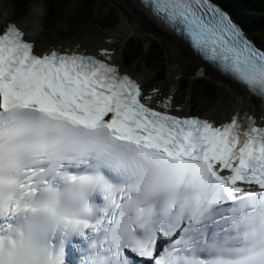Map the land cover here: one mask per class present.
Masks as SVG:
<instances>
[{
    "label": "snow or ice",
    "instance_id": "1",
    "mask_svg": "<svg viewBox=\"0 0 264 264\" xmlns=\"http://www.w3.org/2000/svg\"><path fill=\"white\" fill-rule=\"evenodd\" d=\"M260 114H185L114 60L0 31V264H264V47L217 0H139ZM109 42H112L109 39Z\"/></svg>",
    "mask_w": 264,
    "mask_h": 264
},
{
    "label": "bare ground",
    "instance_id": "2",
    "mask_svg": "<svg viewBox=\"0 0 264 264\" xmlns=\"http://www.w3.org/2000/svg\"><path fill=\"white\" fill-rule=\"evenodd\" d=\"M117 3L120 8V13L122 16L121 22L118 25V29L115 28L113 31L109 33H97V35L84 36L78 40L73 39L72 41H68L64 39L60 42H50L49 44L55 43L57 46L68 47L69 50L73 49L77 44L81 46V49H87L88 51H95L98 47H106L111 48L108 42H106L107 37L111 38H119L122 40V31H127L128 33H142L144 36H148L149 34L154 35L161 39L165 49L167 56V75L161 81L158 87L162 88V90H168L172 86L173 83H177V76L179 75V80L182 81L185 75L190 76L192 79L198 77H208L210 80H214L217 83H221L225 86H228L234 95V104L231 107L221 110L219 113L212 112L211 117H215L217 121L229 117L230 114L237 108L240 110H248L255 111L257 110V106L255 102H250L247 99H244L241 102V93L239 90L235 89L227 80L219 77L216 73L209 70L207 74L197 75V65L199 63L195 58L191 60H186L184 63H181L180 56L181 52L179 50H174L170 52V48H172L174 40L173 38L166 33L161 27H159L155 21L150 19L147 15H145L141 8H139L134 1L132 0H112ZM0 5L4 7V9L8 10L9 15H11L10 8L3 3V0H0ZM47 6L46 0H34L30 4L29 12L24 19H20L18 24L25 30V36L30 38V35H36V46L39 49L46 48L47 45L41 41V25L43 22L44 10ZM122 25V27H120ZM122 29V30H120ZM117 30V31H114ZM102 39H105L103 41ZM123 46H120L119 49H116L114 52V60L119 63L121 69L127 70L132 74L136 75L142 82V84H146L149 78H152L155 74L149 73L148 68H143L140 71H137V66L126 65L124 61V52ZM178 86L181 85L179 84ZM166 85V87H165ZM165 87V88H164ZM183 106V111H190L194 107V102L192 100L191 91L185 93L180 103Z\"/></svg>",
    "mask_w": 264,
    "mask_h": 264
},
{
    "label": "rangeland",
    "instance_id": "3",
    "mask_svg": "<svg viewBox=\"0 0 264 264\" xmlns=\"http://www.w3.org/2000/svg\"><path fill=\"white\" fill-rule=\"evenodd\" d=\"M34 0H31L27 2V7L25 10V14L21 17L16 18L17 21L20 19H24L26 15L29 12L30 4ZM47 1V0H46ZM79 2V1H78ZM3 3L7 6L11 7V3L7 0H3ZM77 7L78 3L75 1H70L68 4H66L62 10L60 11V14L49 18V10L47 7H45L44 10V16H43V22L41 25V41L45 44H48L50 42H60L64 39H80L82 37L91 36V35H97V33H109L113 31V29L117 28L118 25L121 22L122 16L120 14V8L118 7L117 3L112 0H98L94 7L91 9V13H88L87 15L91 16V20L84 24L80 25L77 22ZM110 13V14H109ZM83 13H79V16H82ZM108 15V16H107ZM78 16V17H79ZM117 19L116 23H113V21ZM94 20H97L98 22L106 23L105 25H108L107 27L99 26L98 24H95ZM122 27V25L120 26ZM119 28V27H118ZM117 28V29H118ZM122 30V29H120ZM117 31V30H114ZM122 40L119 39V41H116L114 46L117 47V49L120 48V46H123V52H124V59L126 58L132 59V54L128 51V46L130 41H134L133 44H140L145 51L148 49L149 46L152 45V43L155 42V39L158 37L149 34L148 36H144L142 33H127V31H122ZM105 41V39H102ZM107 41V40H106ZM110 46H113L109 44ZM131 47V46H130ZM167 66V56H164V61L160 58L157 62V64L153 67H147L143 62H133L129 63L127 65L137 66V71H140L143 68H148L149 73H153L156 68L159 66L162 67L163 65ZM165 73V68L163 71V74ZM165 76V75H164ZM164 76L159 79L149 78L147 81L148 86H158L160 85L161 81L164 79ZM185 79H188L191 77L188 75L184 76ZM203 79L208 83V89L209 93L207 96V90L203 92L200 97L195 98L192 94V91L190 88H187L185 90L180 89V85L178 86V92L176 94L177 102L181 103L183 96L185 93H188V91H191L192 100L195 103L194 107L190 111L185 112H193V111H199L205 114H211L212 112L219 113L221 110L226 109L228 107H231L234 104V95L231 89L228 86H225L221 83H217L214 80H210L208 77L202 76L198 77L193 80H199ZM179 84H181V81L179 80Z\"/></svg>",
    "mask_w": 264,
    "mask_h": 264
},
{
    "label": "trees",
    "instance_id": "4",
    "mask_svg": "<svg viewBox=\"0 0 264 264\" xmlns=\"http://www.w3.org/2000/svg\"><path fill=\"white\" fill-rule=\"evenodd\" d=\"M30 0H13L15 4V11L17 15H22L27 7V2ZM72 0H48L50 16L60 14L62 8ZM78 3L77 7V20L83 25L88 22L91 9L94 7L98 0H73ZM79 1V2H78ZM227 7L235 16L237 20L242 22L247 29L248 34L253 37H260L264 41V0H217ZM79 13H83L79 16ZM110 14V13H109ZM79 16V17H78ZM108 16V15H107ZM117 19L113 21L116 23ZM99 23V22H97ZM100 26L107 27L99 23ZM106 24V23H105ZM135 41V40H134ZM134 41L129 42L128 51L132 54L131 61L144 59L149 66L156 65L159 58L164 59V49L157 41L152 43L151 46L145 51L140 44H133ZM131 46V47H130ZM163 65V64H162ZM164 71V65L160 68L158 74L161 75ZM181 90L191 87L194 97L198 98L207 90L209 93L208 83L199 79L191 82L183 79L181 81Z\"/></svg>",
    "mask_w": 264,
    "mask_h": 264
}]
</instances>
